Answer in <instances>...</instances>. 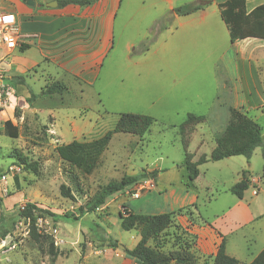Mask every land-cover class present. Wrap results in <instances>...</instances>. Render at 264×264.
I'll return each mask as SVG.
<instances>
[{"label":"rangeland","instance_id":"obj_1","mask_svg":"<svg viewBox=\"0 0 264 264\" xmlns=\"http://www.w3.org/2000/svg\"><path fill=\"white\" fill-rule=\"evenodd\" d=\"M221 1L208 0L205 25L193 23L188 30H176L172 10L166 5L156 13L147 8L146 15L140 13L141 19L122 24V6L116 18L113 47L93 86L73 87L63 94L38 96L31 101V93L40 95L43 79H35L34 69L22 75L27 84L15 86L0 114V232L8 231L4 239L0 238V264H136L118 246H109V240H117L125 248L134 244L135 232L121 229L115 209L101 206L77 220L75 217L79 216V207L102 186L123 176H141L138 183H148L140 197L153 190L152 175L158 170H165L164 178L182 182L184 151L179 127L189 114L204 117L184 138L189 142L194 129L198 132L201 127L206 133L205 149L210 132L217 136L223 132L232 109L229 106L234 104L235 88L241 78L249 76L248 61L242 62V56L248 57L241 51L247 55L251 51L248 48L253 47L251 57L260 60L258 73L264 84V42L247 39L231 44L217 8ZM263 3L248 0L246 8ZM158 12L161 17L150 23ZM142 44L147 49L143 52ZM19 48L0 42L3 81L18 76L12 59ZM255 99L260 101V96L252 97V104ZM126 113L147 115L154 122L142 137L115 133L90 173L71 166L58 154L61 145L102 138ZM246 115L261 127L264 139V105H257ZM8 120L16 129V138H11L5 128ZM240 159L239 165L243 166L244 157ZM253 160L252 168L247 167L244 174L261 178L260 150ZM10 166L18 167L13 175ZM232 168L223 163L210 164L204 177L225 181L231 177ZM2 177H6L5 182ZM261 181L264 183V178ZM62 185L69 188L72 199L61 194ZM135 185L121 194L135 199ZM207 195L199 192L197 208L204 214L219 212L223 201L215 203L211 199L209 207ZM27 204L46 211L34 213L36 234L29 220L18 217ZM123 210L124 206L119 207ZM181 214H186L185 210ZM189 219L195 222L193 215ZM176 221L174 225L180 226ZM180 227L178 234L193 242L196 237ZM173 229L160 239L166 251L177 242L171 236ZM244 231L251 235L254 229ZM254 241L257 245L261 242L257 238ZM51 245L57 253L55 258L50 255Z\"/></svg>","mask_w":264,"mask_h":264},{"label":"crops","instance_id":"obj_2","mask_svg":"<svg viewBox=\"0 0 264 264\" xmlns=\"http://www.w3.org/2000/svg\"><path fill=\"white\" fill-rule=\"evenodd\" d=\"M32 1L34 5L28 6L20 0H0V13L14 15L23 42L20 44L18 53L13 55L12 59L16 73L20 76L34 69L36 71L35 79H43V88L47 84L61 82L68 90L73 87L81 88L85 85H94L104 60L113 47L116 18L122 6L125 8L122 24H126L132 19H141L140 13L143 12L146 15L147 8L156 13L161 5H166V8L172 10V18L177 26L176 30L191 29L193 23L204 26L208 10L207 0H204L207 2L202 3L201 9L187 16L175 15L173 9L195 0H98L89 6L81 7L68 4L62 8L58 7V0ZM53 2H56L57 6L49 7ZM247 2L248 0H246V4ZM136 12L137 15L134 14ZM160 17L161 13L158 12V16L149 21L153 23ZM33 35L34 38H27V36ZM254 41L264 42V40L258 39ZM239 42H245V40L234 44ZM23 47L24 49L21 50ZM248 49H251L249 54L245 55L244 51H241V55L248 57L244 59L242 56V62L248 61L249 65L246 67L249 76L241 78V84L235 88L234 104L229 106L232 109L242 108L246 113L256 109L257 105H264L263 78L258 73L260 60L257 61L251 57L253 47ZM262 62L264 63V61ZM30 80L26 79L27 82ZM254 96H260V101L255 99L252 104ZM216 137L215 133L210 132L207 150L205 149V131H202L201 127L198 128V132L197 129H194L187 150L192 155V162L197 161L202 155L206 157L210 155L215 148ZM258 150L261 154V148H256L249 161L244 158L243 166L239 165L241 162L239 156L199 165L194 191H187L180 179L164 178L165 170H158L153 179L154 188L152 191L154 195H150L152 192L150 191L138 199H132L119 193L108 200L103 208L112 207L116 210L118 217L121 206L138 214L169 213L186 206L196 205L199 192L204 191L205 194H208L206 203L209 207L211 199L215 203L219 200L223 201L224 205H219V212L204 214L197 208L193 210L194 223L186 216L176 217V223H179L189 235L192 234L196 237L193 242H189L191 244L190 251L196 259V264H211V257L216 254L222 239H224L227 256L236 259L239 264H249L264 250V183L260 177L254 179L250 174H244L247 167L252 168L253 158ZM222 163L233 167L232 173L230 172L232 175L227 179L228 182H226L227 180L221 181L220 178L204 177L210 164L222 166ZM224 179L226 178L224 177ZM243 179H248L250 186L244 192L243 197L239 199L229 193V189ZM220 187L225 189L224 192L220 190ZM135 200L141 202L137 203ZM245 229H254V232L249 235L244 231ZM132 231L135 232L134 244L127 249H132L139 240L138 230ZM256 238L261 240L258 245L254 241Z\"/></svg>","mask_w":264,"mask_h":264},{"label":"trees","instance_id":"obj_3","mask_svg":"<svg viewBox=\"0 0 264 264\" xmlns=\"http://www.w3.org/2000/svg\"><path fill=\"white\" fill-rule=\"evenodd\" d=\"M20 1L25 3L27 0ZM97 1L98 0H58V7L62 8L68 4L84 7L92 5ZM202 6V3L195 0L173 9V13L178 16H187L201 9ZM217 8L220 18L227 29L231 44L246 39L264 40V3L248 11L246 8V0H224L217 4ZM23 49L24 47L21 50ZM145 49L146 46L143 47L142 52L145 51ZM4 81L13 88H15L16 85H26L25 76L22 75L14 76ZM65 91H67V87L63 83L53 82L47 84L42 89L40 95L31 93L30 100L35 101L38 96L63 94ZM229 114L230 117L223 132L215 138V148L208 157L202 155L195 162H192V155L187 151L188 140L186 137L184 138V134L189 133L192 130V126L203 122L204 117L189 114L179 127L184 151L182 167L185 170V174L182 177V182L187 191L195 190L194 182L199 174V165L206 162H217L233 156H243L249 161L254 150L258 147L261 148L263 162L261 178H264V140L262 138L261 127L242 110L230 109ZM153 122V119L147 115L121 114L114 128L106 132L102 138L90 143H78L73 141L70 144L59 146L57 152L60 157L69 162L71 166L88 174L95 167L101 153L115 133H127L142 137L149 131ZM5 128L11 138L17 137L16 129L12 127L11 121L8 120L5 122ZM152 176L154 177L155 173H153ZM140 178L141 176H123L118 181H110L102 186L84 206L79 207V216L75 217V219L77 220L87 213L95 212L114 195L124 193L128 188L137 184ZM249 186V180L243 179L231 186L229 192L241 199ZM60 192L66 198H73L69 188L63 185L61 186ZM189 209L195 210L197 207L196 205H190L173 212L155 215L133 213L124 207V210L119 212L121 229L126 232L137 229L139 233V240L135 246L132 249L125 248L123 250L125 256L133 259L136 264H196V259L190 251L191 244H189L187 238H182L178 234L181 227L174 225L176 216H186L188 220H190L189 217L194 215V211H190ZM183 210L186 212L184 215L181 214ZM36 211L41 210L34 204H27L18 212L19 218L30 221L34 234H36L34 217ZM171 228H174L171 236L173 240L177 242L171 249L166 251L164 249L165 244L160 239L162 235ZM7 232L6 229H3L0 232V238L4 239ZM150 243H153V246H150ZM109 246H118V242L116 240H109ZM49 251L50 255L55 258L57 253L52 245ZM211 259V264H239L236 259L226 255L224 239H222L216 254L212 256ZM249 264H264V250H262Z\"/></svg>","mask_w":264,"mask_h":264},{"label":"built area","instance_id":"obj_4","mask_svg":"<svg viewBox=\"0 0 264 264\" xmlns=\"http://www.w3.org/2000/svg\"><path fill=\"white\" fill-rule=\"evenodd\" d=\"M13 17L12 21L5 22V17ZM28 39L34 38L33 36H27ZM21 37L19 35V31L16 25V20L13 14L10 13H0V42L2 44L7 45L10 48H15L16 46L22 44ZM13 87L7 84L0 77V114L2 110L7 106L9 97L13 95ZM10 173L13 175L14 172L18 171V167H9ZM1 180L5 182L6 177H2ZM148 183L146 181H142L141 183H137L135 185V192L133 197L138 199L141 193L147 189Z\"/></svg>","mask_w":264,"mask_h":264},{"label":"water","instance_id":"obj_5","mask_svg":"<svg viewBox=\"0 0 264 264\" xmlns=\"http://www.w3.org/2000/svg\"><path fill=\"white\" fill-rule=\"evenodd\" d=\"M208 1V0H207ZM26 5L28 6H33L34 5V2L32 0H27L25 2ZM57 6V3L56 2H53L52 4L49 5V7L53 8V7H56ZM2 242V240H0V243ZM118 248H120L121 250H124L125 247L123 245H118Z\"/></svg>","mask_w":264,"mask_h":264},{"label":"clouds","instance_id":"obj_6","mask_svg":"<svg viewBox=\"0 0 264 264\" xmlns=\"http://www.w3.org/2000/svg\"><path fill=\"white\" fill-rule=\"evenodd\" d=\"M9 17H11V16H9ZM12 19H13V17H11V19H5V22H10V21H12Z\"/></svg>","mask_w":264,"mask_h":264},{"label":"snow or ice","instance_id":"obj_7","mask_svg":"<svg viewBox=\"0 0 264 264\" xmlns=\"http://www.w3.org/2000/svg\"><path fill=\"white\" fill-rule=\"evenodd\" d=\"M5 19H11V17H5Z\"/></svg>","mask_w":264,"mask_h":264}]
</instances>
